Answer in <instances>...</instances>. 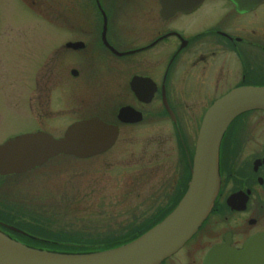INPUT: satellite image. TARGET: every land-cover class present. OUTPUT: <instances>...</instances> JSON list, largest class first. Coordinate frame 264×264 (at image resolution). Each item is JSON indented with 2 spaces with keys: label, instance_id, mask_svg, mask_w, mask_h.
Listing matches in <instances>:
<instances>
[{
  "label": "flooded vegetation",
  "instance_id": "1",
  "mask_svg": "<svg viewBox=\"0 0 264 264\" xmlns=\"http://www.w3.org/2000/svg\"><path fill=\"white\" fill-rule=\"evenodd\" d=\"M53 7L52 0H0V146L39 132L60 138L74 122L97 117L116 129L109 148L86 158L61 153L47 162L86 160L107 153L124 132L160 123L174 141L171 176L185 179L206 109L234 89L264 86V0L245 8L233 0H201L172 14H162L158 0H64ZM19 9L48 29L18 26ZM52 24L61 32H52ZM9 113L23 114L25 123L6 128ZM218 161L220 188L210 213L160 264H201L225 238L239 249L264 233V110L234 120ZM46 163L0 172V230L37 248L82 250L52 240L51 219L27 213L34 205L19 198V179ZM107 238L95 240L119 241Z\"/></svg>",
  "mask_w": 264,
  "mask_h": 264
},
{
  "label": "water",
  "instance_id": "2",
  "mask_svg": "<svg viewBox=\"0 0 264 264\" xmlns=\"http://www.w3.org/2000/svg\"><path fill=\"white\" fill-rule=\"evenodd\" d=\"M159 1L162 12L167 13L190 10L200 2ZM233 1L245 8L263 0ZM252 109L264 110V86L237 88L213 102L200 125L186 192L160 222L134 240L100 251L67 253L32 247L0 231V264H159L175 253L208 215L220 184L221 138L236 116ZM115 134V128L97 118L73 123L58 139L45 132L26 134L0 146V172L24 171L61 152L88 157L109 148ZM202 264H264V233L248 238L241 249H232L227 242L217 244Z\"/></svg>",
  "mask_w": 264,
  "mask_h": 264
},
{
  "label": "rangeland",
  "instance_id": "3",
  "mask_svg": "<svg viewBox=\"0 0 264 264\" xmlns=\"http://www.w3.org/2000/svg\"><path fill=\"white\" fill-rule=\"evenodd\" d=\"M63 1L52 0V9ZM14 16L21 19L18 26L26 29L45 31L49 27L21 9ZM2 53L0 49V60ZM74 116L75 112L71 118ZM25 119L23 114L9 113L6 128L20 126ZM153 124L124 132L117 144L102 156L86 160L54 159L20 178L17 183L20 200L25 197L34 205L27 208V213L50 218L52 240L65 241L63 244L76 249L109 246L113 242L95 240L104 239L107 234L105 240L116 235L118 240L134 237L162 210L161 206L171 204L184 181L171 176L175 163L171 128Z\"/></svg>",
  "mask_w": 264,
  "mask_h": 264
}]
</instances>
